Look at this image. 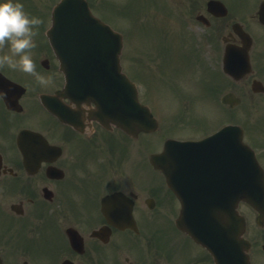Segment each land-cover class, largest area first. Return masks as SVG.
<instances>
[{"label": "flooded vegetation", "instance_id": "obj_1", "mask_svg": "<svg viewBox=\"0 0 264 264\" xmlns=\"http://www.w3.org/2000/svg\"><path fill=\"white\" fill-rule=\"evenodd\" d=\"M212 1H219L226 10L219 5L208 6ZM251 2L156 3L154 30L144 37L151 42L134 43L133 58L121 59L123 69L134 82L153 81L173 72L184 75L185 65L197 61L202 65L201 81L212 78L220 87L225 49L236 52L243 47L236 30L264 40V26L249 10ZM236 23L241 27H235ZM147 49L152 54L149 58L144 56ZM252 49L248 55L253 75L242 76L225 92L247 93V105L249 100L264 104V94L249 89L254 79L264 84V69L255 60L261 49ZM34 51L36 71L48 77L46 82L29 78L18 68L0 65V89L5 96L0 95L2 261L25 264L26 259L49 256L56 264H213L200 246L179 231L170 230L164 237L157 229L171 226L180 204L148 159L162 151L166 138L162 140L163 133L157 134L163 123L176 119L177 107L162 106L159 97L155 96L157 101L150 97L160 125L153 133L129 136L114 126H103L92 118V104L74 105L56 95L63 77L50 47L40 44ZM1 75L25 90L9 84ZM44 96L52 99L43 101ZM46 104L53 105L58 114L50 113ZM251 110L252 106L242 109L246 113ZM256 113L264 118V106ZM245 141L264 169V138L252 136ZM227 143L228 148L219 144V150L229 151L231 156L236 150ZM224 182L217 178L205 187L216 199L213 208H219L220 192L232 190L231 182ZM245 216L249 262L264 264V214L256 219L257 213L247 208Z\"/></svg>", "mask_w": 264, "mask_h": 264}, {"label": "water", "instance_id": "obj_2", "mask_svg": "<svg viewBox=\"0 0 264 264\" xmlns=\"http://www.w3.org/2000/svg\"><path fill=\"white\" fill-rule=\"evenodd\" d=\"M48 36L54 50L59 54L68 87L81 89L84 86L89 92H101L105 95L110 108L129 109L133 106L130 102L133 99V89L124 79L120 82L79 81L89 75H104L106 72H91L95 65L90 60L95 59L96 54L103 51L108 53V58L112 60L114 58L112 53L119 49V37L95 20L88 13L82 0H63L56 6L53 13V27L48 32ZM109 69L108 73L111 74L115 69L114 65ZM124 91L128 92L129 96H123ZM237 139H240L239 134ZM193 230L195 234L202 235L206 243H211L208 238L213 234H222L215 231H200L197 227ZM234 246L233 242L230 246V243L220 241V248L217 243L212 251L220 254L224 251H239L238 244L235 250H233Z\"/></svg>", "mask_w": 264, "mask_h": 264}, {"label": "clouds", "instance_id": "obj_3", "mask_svg": "<svg viewBox=\"0 0 264 264\" xmlns=\"http://www.w3.org/2000/svg\"><path fill=\"white\" fill-rule=\"evenodd\" d=\"M42 23L39 16L25 10L22 0H0V46L8 45L9 51L0 55V65L20 69L33 74L40 82L45 77L36 71V64L30 49L36 47L34 26Z\"/></svg>", "mask_w": 264, "mask_h": 264}, {"label": "rangeland", "instance_id": "obj_4", "mask_svg": "<svg viewBox=\"0 0 264 264\" xmlns=\"http://www.w3.org/2000/svg\"><path fill=\"white\" fill-rule=\"evenodd\" d=\"M41 1L43 2V8H42V11H44V12H46V13H49L51 7L53 6V4L55 3V1H57V0H38L37 2L40 3ZM96 1H99V0H96ZM38 3H37V5H38ZM24 7H25V10H26L27 12H29V13L32 14V15H34L30 9H28L26 6H24ZM113 26H114V25H113ZM114 27H115V26H114ZM35 28H36V34H38L37 27H35ZM7 51H9V47H8L7 44H5V45H3V46H0V52H1V55H2L4 52H7ZM26 73H28V72H26ZM28 74H29V73H28ZM191 89H192V88H191ZM167 98H170V97H166V99H167ZM171 99H172V97H171ZM208 115H209V116H213L214 113H213V112H210Z\"/></svg>", "mask_w": 264, "mask_h": 264}]
</instances>
